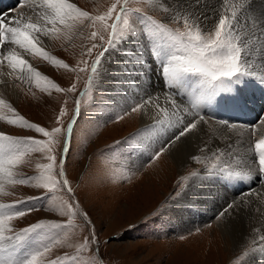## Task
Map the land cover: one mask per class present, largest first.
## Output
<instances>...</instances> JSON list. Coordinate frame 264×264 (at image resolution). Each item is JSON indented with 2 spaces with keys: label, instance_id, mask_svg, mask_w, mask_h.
Returning a JSON list of instances; mask_svg holds the SVG:
<instances>
[{
  "label": "snow or ice",
  "instance_id": "obj_1",
  "mask_svg": "<svg viewBox=\"0 0 264 264\" xmlns=\"http://www.w3.org/2000/svg\"><path fill=\"white\" fill-rule=\"evenodd\" d=\"M20 4L31 14L0 16V66L6 64L9 69L7 73L0 71V76H15L45 93L54 90L65 96L77 95L67 125L64 123L67 109L61 106L55 126L50 128L30 122L10 103L0 99V106L12 114L0 112V121L37 134L17 136L0 131V196H12L13 192L8 189L18 185L40 191L39 195L12 203L0 202V264H98L99 241L95 225L76 200L66 171L83 98L91 97L93 89L112 92L119 98L104 97L118 112L117 121L132 113L150 116L152 123L144 129L149 141L144 148L153 152L150 162L159 159L182 138L204 132L200 126L207 125L214 135L212 143L206 141L201 152L210 156H193L194 161L207 163L214 157L211 167L207 168L210 175L251 178L255 173L264 179V133L247 147L243 140L233 144L232 134L237 133L238 128L246 127L252 137H257L255 125L242 126L203 114L204 106L222 91H231L245 80L264 84V12H255L250 0H215V4L210 0H113L105 11L95 15L70 0H20ZM131 4L142 6L130 7ZM157 9L164 14L163 19H154L149 14ZM84 28L92 29L86 37L90 43L81 45L75 66L50 54L41 40L47 37L70 43L77 34L83 35ZM116 49L122 51L123 57L110 77L109 86L104 79L105 58ZM22 53L54 68L75 73V80L67 88L60 87L33 67ZM149 58L159 67L163 77L164 85L159 91H149L142 83ZM81 79L84 88L78 91ZM3 83L6 81L0 80V84ZM259 123L264 126V118ZM173 128L179 130L156 151L155 144L162 134ZM215 134L222 136L223 144L216 142ZM32 153H40L47 162H36L37 174L26 176L19 169L31 165ZM225 156L232 163H226ZM118 158L128 166L134 163L131 154H120ZM58 192L65 193L68 198L58 197ZM242 196L244 198L238 202L228 203L216 220L227 214H251L254 207L256 213L264 216V208L258 206L264 205V190L249 191ZM31 201H48L45 210L67 217L66 221L40 220L17 231L14 221L45 207L30 205ZM77 218L82 220V230L88 228L91 233L83 242L72 239ZM56 249L72 251L54 255ZM256 251L264 253V228H253L248 246L233 264H245L247 257ZM87 253L91 255L86 257Z\"/></svg>",
  "mask_w": 264,
  "mask_h": 264
},
{
  "label": "rangeland",
  "instance_id": "obj_2",
  "mask_svg": "<svg viewBox=\"0 0 264 264\" xmlns=\"http://www.w3.org/2000/svg\"><path fill=\"white\" fill-rule=\"evenodd\" d=\"M112 2L113 0H75L73 4L95 15L97 12L105 11ZM8 6L11 7L8 13L7 8L3 10L0 8V13H6V16L18 11V13L25 11V14H31L29 9H26L27 7H21L20 1L15 0L14 5ZM129 6L142 5L131 4ZM149 14H152L154 19L164 18V14L159 9L150 11ZM87 23L85 21V24ZM172 26L175 27V25ZM91 31L92 29L84 28L83 35L77 34L70 43L52 40L51 45L45 48L50 54L63 59L70 66H75L80 58L81 45L90 43L86 37ZM105 38H107L106 34ZM4 50L7 51V48ZM31 61L37 70L50 77L62 88L69 87L75 80V73L54 68L39 58L31 57ZM120 61L119 58H113L110 67L116 68ZM80 75L84 76L83 73ZM153 76L152 70L146 73L143 84L149 91H159L161 90L160 82L158 79L153 80ZM15 83L19 87L17 96L13 97L10 92L0 90V99L10 103L19 115L30 122L48 128L55 126V117L59 114L61 106L67 109L64 123L72 117L76 93H69L67 96L54 90L45 93L36 89L34 85L17 79ZM108 84L111 85L109 82ZM77 88L78 91L84 88L83 79L80 80ZM109 95L119 99L112 92L96 89H93L91 97L86 95L83 98L81 116L73 132L71 153L66 166L67 179L75 190V198L79 201L82 210L88 213L92 224L95 225V233L99 241L98 264H233L235 258L241 255L248 246L249 240L237 252L234 251L232 241L229 242V249L226 248L223 234L218 229L219 221L216 220L217 214L223 208L217 209L214 206L209 212L199 210L201 204L206 206L209 201L202 182L199 190L202 191L205 200L203 202L200 198L197 200L198 193L192 191L189 196V202L192 204L181 212L178 220L171 215L172 203L181 194L187 181L190 180V175L198 174L211 165L198 161L194 163L192 159L190 163L183 166L185 168L189 165L188 168L176 170L172 175L164 172L165 176H162L159 172H163L162 170L169 165V157L164 155L166 152L159 159L150 162L153 152L144 148V145L149 142L148 139H136V133L139 130V125H137L139 114H130L117 121L118 112L111 107V101L104 99ZM65 100H67L66 105ZM106 104L108 106H105ZM0 112L8 116L12 115L2 106H0ZM259 121L255 122V125L259 126ZM174 129H169L168 132L173 133L179 130ZM0 131L17 136L37 135L30 130L11 127L3 121H0ZM258 135L257 133V137ZM160 139L161 141L155 144L156 151H159L161 143L166 141L162 137ZM250 139L251 142L254 140L252 136ZM120 154L125 156L131 154L134 163L131 166L125 165L123 160L118 158ZM31 159V165L21 166L20 173L26 176L36 175L35 163L47 162L40 153H32ZM149 165H153V169H148ZM8 190L12 191L13 195L0 196V202L12 203L40 194L39 190L29 186L18 185ZM262 190H264V185L261 186L260 191ZM57 196L68 198L63 192H58ZM31 204H36L38 207L42 204L45 207L14 221L17 231L40 220L63 222L67 219L55 212L45 210L48 201H31ZM261 218L264 216L255 213L245 222L250 224L255 221L262 226ZM74 223L77 225L72 236L74 241L83 242L85 236H91L88 228L82 230L80 218L75 219ZM181 237L184 238L181 239ZM92 247L95 248L96 245ZM64 251L72 250L56 249L54 255H59ZM261 253L256 251L250 256L256 258ZM90 255V253L85 254L86 257ZM254 263L256 260H250L248 256L245 264Z\"/></svg>",
  "mask_w": 264,
  "mask_h": 264
},
{
  "label": "bare ground",
  "instance_id": "obj_3",
  "mask_svg": "<svg viewBox=\"0 0 264 264\" xmlns=\"http://www.w3.org/2000/svg\"><path fill=\"white\" fill-rule=\"evenodd\" d=\"M74 1L75 0H70V2H72V3ZM210 3L215 4V0H210ZM0 5H2L0 7V8H2V10L4 8H6L2 3H0ZM250 5H251V8L253 10H255V12H257V13L264 12V1L263 0H250ZM26 9H28V8H26ZM18 12H12V13H10L11 15H8V16H10V17L18 16V14H19ZM24 13H25V11H24ZM209 22H212V21H208L207 23H209ZM251 23H252V20H251V18H249L248 19L249 26H251ZM41 40L43 41V44L46 48L51 45L52 40H50L49 38L41 37ZM129 47H131V45H129ZM22 55L33 66V61H31V56H28L27 54H24V53H22ZM122 57H123V53L119 49L111 50V54L106 56V58H105L106 72H105L104 79L107 83L108 82L111 83L110 77L112 76V72L116 69L115 67H110V66H112L110 63L111 60L113 58L122 59ZM44 68H45V66H44ZM151 70H152V66H151V64L150 65L148 64V70L146 71V73H149ZM0 71L7 73L9 71V69L6 67V64H5L3 66H0ZM107 71H108V74H107ZM0 80L6 81V83L0 84V90H3L4 92H6V91L10 92V94L13 97H15L14 95L17 96V92H18L19 87H18V84L15 83L16 78L14 76H12V77H8L7 75L0 76ZM144 82H145V80L143 78L142 83H144ZM153 82L155 83V81H153ZM102 87H104V85H102ZM132 114H135V113H132ZM189 118L191 119V117H189ZM137 119H138L137 125H139V130L136 133V139H139V140H142L143 138L146 139L147 136H146V133L144 132V129L147 128L149 125H151L152 120H151L150 116L142 115V114H139V116L137 115ZM255 124L256 123H254V124L251 123V125H255ZM238 125H242V124H238ZM251 125H249V126H251ZM213 126L216 127L215 125H213ZM242 126H245V125H242ZM200 127L204 129V132H198L196 134H190V135L182 138L181 140L177 141L175 143V145H173L164 154L165 156L169 157V165L165 170H162L163 172H159L162 176H165L164 172L172 175L174 173V171L176 172V170H183V169L188 168L189 165H187L185 168H183V166L186 163H190L193 156H202V155L203 156H210V154L207 152H201V149L204 147V143L206 141L209 143H212V137L214 134L212 133L211 128H209V126L201 125ZM255 127L257 129L258 134L264 133V126L255 125ZM177 129L178 128H175L174 130H177ZM204 133H208V135H205ZM171 134H172V131L167 132L166 134H162L161 137L164 140H167L171 137ZM249 136H250V132L248 131V129L246 127H245V129L238 128L237 133L232 134V141L231 142L233 144H235L238 140H243L245 146L247 147L251 143V141H250L251 136L250 137ZM252 138L255 139L258 137H252ZM153 139H155V138L153 137ZM215 140L217 143H221V144L224 143L222 136L220 134H215ZM159 141H161V139ZM212 159H214V157H212L208 161V163H206V164L211 165ZM223 159L226 163H232L230 158H228L227 156L223 157ZM193 162H194V160H193ZM152 167H154V166L149 165L148 169H151ZM146 171H144V173H146ZM206 172H208L207 169H203L198 174L195 173L193 175H190V180L187 181V184L183 188L181 194L177 197L176 201H174L172 203V206H171L172 217L174 216L177 219L179 217V215L181 214V212L184 209L188 208L192 204L191 202H189L190 201L189 196H190V194H192V191L198 193L197 200L199 198H200L201 202H203L205 200L203 198L202 191L199 190V185H202V184L205 185V188H206L205 194L209 198V201L206 204V206L204 205L205 207L202 204L199 207V210H202L203 212H209V210L211 208H213L214 206H216L218 209L219 207L224 208L228 203H232L234 201L238 202L239 200L244 198L242 196L243 193H247L249 191H260L261 186L264 185L261 181L258 182L257 180H255V182H253V184L250 185L249 188L246 186L247 188L242 187L241 189H238V190H228L225 188L223 189L222 187L216 185L213 181H211L210 178H208ZM157 175H155V176H157ZM152 176H154V175H152ZM201 182H202V184H201ZM230 197H234V198H230ZM153 199L154 198H152V200ZM252 199L255 200V197H253ZM258 206H260L261 208H264V206L263 207L261 205H258ZM255 213H256V211H255V207H254L252 209L251 214H239V215L227 214L221 220H219V222L217 223V225L219 227L218 229L223 234L224 243H225L227 249H229L228 248V246L230 245L229 242L232 241L234 249H235L234 251L237 252L240 247H243L244 244L247 243V241L249 240V237L253 234V228H257V227L264 228V218H261L262 226L259 225L255 221H252L250 224H247L245 222L246 220L250 219L251 216ZM248 244H249V242H248ZM229 253H230V251H229ZM249 259L250 260H256V263H254V264H264V256H262V253L259 256H257L256 258H255V256L249 255Z\"/></svg>",
  "mask_w": 264,
  "mask_h": 264
}]
</instances>
